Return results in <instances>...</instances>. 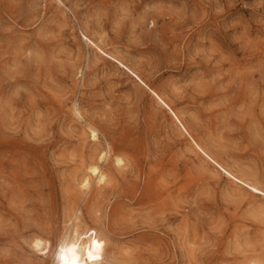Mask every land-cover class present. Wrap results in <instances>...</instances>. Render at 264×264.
Returning <instances> with one entry per match:
<instances>
[{
  "label": "rangeland",
  "instance_id": "obj_1",
  "mask_svg": "<svg viewBox=\"0 0 264 264\" xmlns=\"http://www.w3.org/2000/svg\"><path fill=\"white\" fill-rule=\"evenodd\" d=\"M58 1L0 0V264H58L77 209L106 243L93 264H264V198L85 39L264 186V0ZM107 146L113 180L85 191Z\"/></svg>",
  "mask_w": 264,
  "mask_h": 264
},
{
  "label": "bare ground",
  "instance_id": "obj_2",
  "mask_svg": "<svg viewBox=\"0 0 264 264\" xmlns=\"http://www.w3.org/2000/svg\"><path fill=\"white\" fill-rule=\"evenodd\" d=\"M59 1L63 3L62 0H59ZM85 39L88 45H91L92 48L97 50V52L99 51L104 56L109 58L115 64L117 69L119 70L124 69V71H126L128 74L134 77L135 80H137L140 84H142L145 88H147L151 92V94L158 100V102L169 111V113L172 115L175 121L179 123L180 127L183 129V132H185L191 138V141L193 142L191 145L194 144L195 147L205 157H207L217 167H219V169L226 176L231 178V180L233 179L235 182L245 186L248 189V192L251 193L252 195L257 196V197L262 196L264 198V186L262 184L253 180V178H250L244 175L243 173L235 171L231 167L225 166L219 163L217 160H215L207 152V150L198 141H196V139L191 135L190 131L183 124L180 116L178 115V112H176L172 108L170 103L165 98H163L162 95H160L155 89L151 88L132 67L127 65L114 52L110 51L109 49H106L105 47L100 46L101 44H99L95 40L89 38L86 35H85ZM74 110H75V113L79 117L82 118V115L77 106L74 107ZM93 124L88 123V126L87 124L86 126L88 127L91 140L97 143L100 140V134H99L98 128ZM110 154H111L110 148L109 146H107V150H103L99 152L98 160L92 159V161L90 160L89 162H86L85 171L83 175L80 176L81 179L79 181V186L82 189H84L85 191H90L91 188L94 186L98 191L99 190L101 191V189H103L108 183H110V180H111L110 172L107 168L103 167V164L101 165V162L103 160H106L107 158L111 157ZM113 159L115 161L114 164H116L117 166L121 167L124 164V159L120 157L119 155H115ZM79 210L78 209L76 210L73 218L71 216L72 224L68 228L67 233L64 236V240L60 244L58 264H93L102 255V250H103V247H105L104 245L106 243H104L103 239L97 236L96 229L91 228L88 231H86L85 229L82 230V225H81L82 221L80 220V217H79V213H80ZM34 245H35V248L39 249L42 245V241L38 239L34 241Z\"/></svg>",
  "mask_w": 264,
  "mask_h": 264
}]
</instances>
